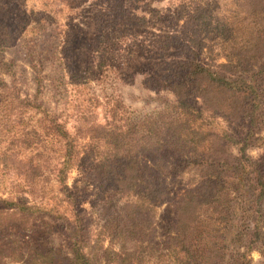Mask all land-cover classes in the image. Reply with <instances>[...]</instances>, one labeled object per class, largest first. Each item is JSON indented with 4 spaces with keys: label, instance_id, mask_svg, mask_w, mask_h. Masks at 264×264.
Instances as JSON below:
<instances>
[{
    "label": "trees",
    "instance_id": "1",
    "mask_svg": "<svg viewBox=\"0 0 264 264\" xmlns=\"http://www.w3.org/2000/svg\"><path fill=\"white\" fill-rule=\"evenodd\" d=\"M90 1L0 0V264H264V0H169L179 25L149 44L170 98L134 121L109 98L100 123L93 97L68 127L22 96L3 46L35 56Z\"/></svg>",
    "mask_w": 264,
    "mask_h": 264
},
{
    "label": "rangeland",
    "instance_id": "2",
    "mask_svg": "<svg viewBox=\"0 0 264 264\" xmlns=\"http://www.w3.org/2000/svg\"><path fill=\"white\" fill-rule=\"evenodd\" d=\"M40 1L26 0L24 7L39 6ZM168 3L169 0H92L79 7L80 10L63 9L42 39L39 38L42 44L31 58L17 42L11 40L7 44L8 41L3 46L4 57L13 65L22 96L35 98L61 121L64 117L68 119V127L73 124L71 116L75 109L80 105L88 108L93 97L99 103L95 112L100 123L106 102L112 98L121 100L126 117L133 121L156 111L160 104L154 99V89L159 96L170 97L157 78L161 61L151 53L149 42L159 34L174 35L179 25L173 20V6ZM102 27L104 33L108 32L105 54L96 40ZM36 78L39 84H35ZM220 127L225 126L218 122L217 128ZM257 153L258 150H251L249 155L255 157ZM178 176L184 183L182 175ZM73 178L74 173L69 175V185ZM173 188L174 192L176 188ZM163 214L164 207L156 218L161 219ZM52 239L53 245L64 248L65 240L60 233L53 234ZM250 258L252 264L261 261L256 252Z\"/></svg>",
    "mask_w": 264,
    "mask_h": 264
}]
</instances>
